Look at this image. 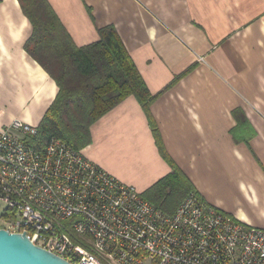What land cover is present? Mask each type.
<instances>
[{
  "label": "crops",
  "instance_id": "0c3cea01",
  "mask_svg": "<svg viewBox=\"0 0 264 264\" xmlns=\"http://www.w3.org/2000/svg\"><path fill=\"white\" fill-rule=\"evenodd\" d=\"M47 2L75 46L112 25L154 96L143 109L129 95L92 123L94 163L143 193L172 170L161 145L201 198L264 228V120L232 47L264 46V0ZM29 21L18 0H0V127L37 126L58 91L23 48Z\"/></svg>",
  "mask_w": 264,
  "mask_h": 264
},
{
  "label": "built area",
  "instance_id": "2783aa9c",
  "mask_svg": "<svg viewBox=\"0 0 264 264\" xmlns=\"http://www.w3.org/2000/svg\"><path fill=\"white\" fill-rule=\"evenodd\" d=\"M38 127H0V228L71 264H264V228L190 192L172 213Z\"/></svg>",
  "mask_w": 264,
  "mask_h": 264
},
{
  "label": "trees",
  "instance_id": "16d2710c",
  "mask_svg": "<svg viewBox=\"0 0 264 264\" xmlns=\"http://www.w3.org/2000/svg\"><path fill=\"white\" fill-rule=\"evenodd\" d=\"M18 1L32 25L23 48L58 87L37 125V135L26 140L39 145L54 137L80 149L91 142L92 123L127 96H135L143 109L149 106L154 96L112 25L98 29L96 42L75 46L47 0ZM157 148L172 170L142 195L165 213H172L190 192L201 195L161 145Z\"/></svg>",
  "mask_w": 264,
  "mask_h": 264
},
{
  "label": "rangeland",
  "instance_id": "374dc122",
  "mask_svg": "<svg viewBox=\"0 0 264 264\" xmlns=\"http://www.w3.org/2000/svg\"><path fill=\"white\" fill-rule=\"evenodd\" d=\"M232 47L236 49L233 53L237 54V60H240V79L244 82L245 92L250 97L246 105L256 107L259 113L261 112L258 117L264 120V46ZM86 146L83 149H86ZM247 165L248 172L255 171V166Z\"/></svg>",
  "mask_w": 264,
  "mask_h": 264
},
{
  "label": "water",
  "instance_id": "95a60500",
  "mask_svg": "<svg viewBox=\"0 0 264 264\" xmlns=\"http://www.w3.org/2000/svg\"><path fill=\"white\" fill-rule=\"evenodd\" d=\"M0 264H71L64 258L33 244L25 233L0 228Z\"/></svg>",
  "mask_w": 264,
  "mask_h": 264
}]
</instances>
